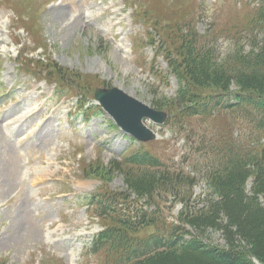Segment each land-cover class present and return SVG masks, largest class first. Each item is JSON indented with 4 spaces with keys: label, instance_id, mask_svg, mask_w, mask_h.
<instances>
[{
    "label": "rangeland",
    "instance_id": "374dc122",
    "mask_svg": "<svg viewBox=\"0 0 264 264\" xmlns=\"http://www.w3.org/2000/svg\"><path fill=\"white\" fill-rule=\"evenodd\" d=\"M258 1L0 0V172L14 160L19 175L11 191L0 187V263L102 264L90 255L101 223L91 217L83 197L99 188L123 191L122 176L102 180L98 175L136 145L130 146L127 135L98 106L96 90L116 88L151 108L168 105L179 84L165 57L176 54L178 30L196 29L201 45L214 47L218 60L237 48L247 53L251 36L244 29ZM159 40L163 46L156 59L152 43ZM20 49L24 55L17 58ZM31 58L44 64L26 68ZM51 63L77 75L73 84L79 91L68 90L49 74ZM79 94L91 103L84 118L77 116L72 99ZM167 114L163 126L145 122L157 136L145 149L172 172L195 173L199 183L192 204L200 206L207 193L199 181L207 168L200 139L217 141L224 133L225 141L253 147L257 136L233 112L182 124ZM172 200H156L168 222L182 210ZM202 241L225 247L220 232L209 231ZM247 259L261 264L250 254Z\"/></svg>",
    "mask_w": 264,
    "mask_h": 264
},
{
    "label": "trees",
    "instance_id": "16d2710c",
    "mask_svg": "<svg viewBox=\"0 0 264 264\" xmlns=\"http://www.w3.org/2000/svg\"><path fill=\"white\" fill-rule=\"evenodd\" d=\"M253 10L244 29L251 36L250 51L237 48L224 60H218L208 43L201 45L196 29L178 30L176 54L165 59L179 89L168 105L154 108L174 114L181 124L233 112L249 125L250 135L257 136L254 146L225 141L224 133L217 141L200 139L208 168L199 175L207 189L200 206L192 204L199 183L195 173L172 172L144 146L137 144L124 157L110 161L98 176L102 180L122 176L126 188L117 192L100 188L88 199L89 211L103 228L91 255L101 258L102 264H254L247 254L264 264V0ZM34 59L26 68L44 64L41 58ZM48 70L69 90L79 91L73 84L77 75L53 63ZM79 97L80 113L86 114V96ZM168 198L182 206L174 222L160 215L161 205L156 203ZM209 231L222 234L224 248L202 241Z\"/></svg>",
    "mask_w": 264,
    "mask_h": 264
},
{
    "label": "water",
    "instance_id": "95a60500",
    "mask_svg": "<svg viewBox=\"0 0 264 264\" xmlns=\"http://www.w3.org/2000/svg\"><path fill=\"white\" fill-rule=\"evenodd\" d=\"M95 98L114 118L122 130L140 142H152L156 135L143 125L144 119L163 124L167 115L158 112L128 96L119 89L97 90Z\"/></svg>",
    "mask_w": 264,
    "mask_h": 264
},
{
    "label": "bare ground",
    "instance_id": "6f19581e",
    "mask_svg": "<svg viewBox=\"0 0 264 264\" xmlns=\"http://www.w3.org/2000/svg\"><path fill=\"white\" fill-rule=\"evenodd\" d=\"M47 137H50V134H46L45 139ZM18 176L19 175L15 170L14 160H13L12 163L9 164V166L6 165V168L0 172V187L3 188V190L5 189L7 192L11 191L16 186V183L19 179Z\"/></svg>",
    "mask_w": 264,
    "mask_h": 264
}]
</instances>
